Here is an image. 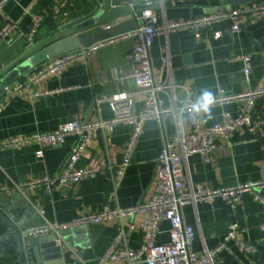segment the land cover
<instances>
[{"label":"crops","instance_id":"1","mask_svg":"<svg viewBox=\"0 0 264 264\" xmlns=\"http://www.w3.org/2000/svg\"><path fill=\"white\" fill-rule=\"evenodd\" d=\"M57 1L5 2L3 13L16 22L17 29L0 43V64L17 54L21 55L47 44L68 30L65 26L50 28L47 17ZM71 1L73 5L67 22L83 16L97 3L100 7L117 4L113 0ZM156 2L154 7L168 19L196 16L236 6L232 0ZM37 14H45V17L33 45L27 49L26 33ZM2 20L0 14V24ZM244 25L240 30L232 31L228 21L218 22L215 27H222L223 34L209 39L196 36L191 29L171 31L167 35L158 34L150 48L152 64L159 66L168 48L171 74L181 84L178 87L179 96L185 95L188 90L192 96L200 99L205 91L211 92L215 97L221 87L227 92L235 93L257 84L264 85V17L248 21ZM262 39L263 42L258 43ZM133 44L134 39L131 37L106 42L92 56L72 61L64 72L51 73L34 83L35 90L53 91L34 99L26 95L13 96L0 112V141L35 131H50L60 122L69 119L112 116L113 110L107 98L119 90H134L131 78L118 77L120 69L128 71L131 68L128 53ZM242 53L251 54L252 70L248 77L244 72V61L237 57ZM24 73L14 79L22 77ZM134 98L136 107L141 108L144 95L136 93ZM254 111L255 114L264 116V94L256 98ZM226 112L236 114L238 103L211 105L208 113L201 110L202 123L220 121ZM183 126L184 129L189 128L186 117H183ZM130 131L129 123L120 122L113 129L104 128L94 133L77 165L94 168L95 175L84 177L63 189L49 191L44 188L19 189L15 187V183L60 171L68 160L71 148L80 139L78 134H69L64 142L56 145H43L39 141H33L19 146H0V187L11 188L10 191L0 188V212L12 216L17 227L11 228L0 217V264H23L18 236L22 235L27 239V227L52 220L71 222L79 214L95 211L102 205L111 188V168H115L121 160L122 148ZM176 132L177 122L174 116L161 120L149 118L144 122L134 144L131 161L117 187L112 202L114 206L123 208L138 205L151 195L159 154L166 140L171 139ZM217 142L218 146L211 161L205 160L199 152L189 156L185 181L191 179L216 187L264 179L263 136L241 127L232 132L230 140L219 138ZM40 148L44 149L42 157L36 155ZM262 193L264 194V189ZM181 209L184 221L196 227L197 238L193 244L196 250H202L204 244L213 247L221 243L233 221L239 225L240 239L255 246L253 252H246L240 248L237 239H229L227 247L216 254L214 264L264 263V204L250 192L243 193L233 205L217 197L211 201L185 203ZM15 210L17 213L13 214ZM143 219L144 213L136 211L123 216L121 220L111 218L87 223L85 230L66 234L71 240L73 238L72 245L65 243L63 235L60 234L57 238H60L58 242L64 246L62 252L44 249L45 253L40 255L39 264H53L59 258L63 260L62 264H96L99 256L114 240L121 225L125 229L124 244L130 248H139L143 244V235L139 228ZM22 224L26 225L24 229ZM169 229V221L163 220L156 236L157 241H168ZM26 256L27 264H31L33 258L30 252ZM108 264L146 262L140 260L128 263L115 260Z\"/></svg>","mask_w":264,"mask_h":264},{"label":"built area","instance_id":"2","mask_svg":"<svg viewBox=\"0 0 264 264\" xmlns=\"http://www.w3.org/2000/svg\"><path fill=\"white\" fill-rule=\"evenodd\" d=\"M6 1L0 0V14L3 17L0 24V43L17 29L16 22L7 18L3 13ZM153 1L156 0H142L145 3ZM72 5L71 0H58L51 8L55 18L58 19L59 27L66 24ZM44 17L45 14H37L33 17L32 25L26 33L27 49L33 45ZM262 17H264V0H252L238 6L176 19L166 18L157 8L151 6L144 10L143 18L136 28L49 57L26 71L22 77L4 83L0 92V112L13 96L26 95L34 99L41 94L53 91L49 89L38 91L33 86L34 83L51 73L64 72L72 61L92 56L97 48L106 42L122 37L134 39L133 47L128 53L131 68L128 71L120 69L118 73L120 79L131 78L133 80L134 90H119L107 98L113 110L112 116L95 119H69L60 122L50 131H35L0 141V146H19L33 141H39L43 145H56L64 142L69 134L79 135V141L71 148L68 160L60 171L15 183V187L19 189L44 188L49 191L63 189L84 177L95 175L94 168L77 165L94 133L104 128L113 129L120 122L131 125L130 134L122 148L121 160L115 168H111V188L102 205L95 211L79 214L71 222L62 223L52 220L44 224L29 226L25 229L26 235L58 232L70 225L99 222L111 218L121 220L125 215L141 211L144 213V219L139 225L143 235L142 246L127 247L124 244L125 229L121 225L114 240L99 256L96 264H108L115 260H124L128 263L145 260L146 264H214L216 254L220 249L227 247L229 239H237L242 250L253 252L254 244L240 239L239 225L236 221L230 224L221 243L213 247L204 244L202 250H196L193 247L197 238L196 227L184 221L181 208L185 203H196L200 200L211 201L217 197L233 205L245 192H250L255 199L264 204L262 193L264 179L247 180L216 187L194 182L191 179L184 180V176L188 174L189 156L199 152L205 160L211 161L219 138L230 140L232 132L241 127L264 137V132L261 133L264 116L255 114L254 111L256 98L264 94V85L257 84L235 93L227 92L221 87L218 94L213 97L212 105L237 102L238 112L236 114L226 112L222 120L204 124L201 120V111L192 110L199 99L192 96L188 90L185 95H178V87L181 84L171 74L168 48L161 64L156 67L151 61L150 48L158 34L167 35L171 31L191 29L198 37L218 38L224 32L222 27H215L218 22L228 21L230 29L238 31L248 21ZM237 57L244 61V72L248 77L252 70L251 54L242 53ZM60 89L62 88H58ZM136 93L144 95L141 108L135 105ZM167 116L175 117L177 132L171 139L166 140L159 154L153 192L138 205L123 208L114 206L112 202L117 193V187L131 161L134 144L141 133L144 122L149 118L161 120ZM183 117L187 118L188 129H184ZM36 155L44 156V149H38ZM0 188L11 190L5 186ZM163 220H168L170 223V239L166 242H159L156 236ZM35 263L33 259L31 264Z\"/></svg>","mask_w":264,"mask_h":264},{"label":"water","instance_id":"3","mask_svg":"<svg viewBox=\"0 0 264 264\" xmlns=\"http://www.w3.org/2000/svg\"><path fill=\"white\" fill-rule=\"evenodd\" d=\"M113 1L117 4L108 7H100L99 3L95 4L93 8L83 16H78L77 18L68 21L64 25L65 27H68V30L63 35L56 37L54 40L43 46L27 51L21 55L17 54L1 63L0 92L4 83L20 76L22 73L28 71L35 65L40 64L49 57L136 28L143 18L144 10L157 4L156 1L151 3L130 2L131 0ZM125 1L126 3H123ZM232 1L238 6L252 0ZM118 2H120V4H118ZM104 23H107L106 26H103ZM242 27H245V25H242ZM262 42L263 39L258 41V43ZM16 213V210L13 211V214ZM0 217L9 224L11 228H17L12 216L0 212ZM86 224L84 226H81L83 224L70 225L65 230L61 229L58 232L29 234L27 235V239H24L22 235H19L18 242L21 247L20 254L23 264H27V252H30L31 257L35 260L36 264H39L40 255L45 253L44 249H51L58 253L62 252L64 246L62 243L58 242V235L62 234L65 243L67 242L72 245L73 238L71 240L66 234L70 232H81L85 230ZM21 227L24 229L26 225L22 224ZM62 263L63 260L59 258V260L53 264Z\"/></svg>","mask_w":264,"mask_h":264},{"label":"clouds","instance_id":"4","mask_svg":"<svg viewBox=\"0 0 264 264\" xmlns=\"http://www.w3.org/2000/svg\"><path fill=\"white\" fill-rule=\"evenodd\" d=\"M214 98L211 92L205 91L197 103L193 107V111L199 112L204 111L206 113L210 112V106L213 104Z\"/></svg>","mask_w":264,"mask_h":264},{"label":"trees","instance_id":"5","mask_svg":"<svg viewBox=\"0 0 264 264\" xmlns=\"http://www.w3.org/2000/svg\"><path fill=\"white\" fill-rule=\"evenodd\" d=\"M48 21L50 22V28L53 29L55 28L56 26H58V19L55 18L54 14L52 11L49 12V15H48Z\"/></svg>","mask_w":264,"mask_h":264}]
</instances>
